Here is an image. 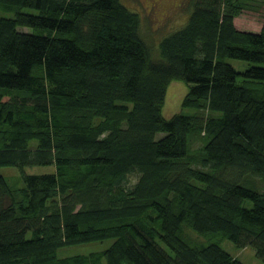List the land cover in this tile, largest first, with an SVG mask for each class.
<instances>
[{
  "label": "trees",
  "instance_id": "obj_1",
  "mask_svg": "<svg viewBox=\"0 0 264 264\" xmlns=\"http://www.w3.org/2000/svg\"><path fill=\"white\" fill-rule=\"evenodd\" d=\"M249 1L188 0L154 54L122 0H0V168L23 182L0 171V264H246L225 240L264 264V23L235 21L264 10ZM173 79L191 112L166 117Z\"/></svg>",
  "mask_w": 264,
  "mask_h": 264
},
{
  "label": "rangeland",
  "instance_id": "obj_2",
  "mask_svg": "<svg viewBox=\"0 0 264 264\" xmlns=\"http://www.w3.org/2000/svg\"><path fill=\"white\" fill-rule=\"evenodd\" d=\"M130 9L138 11L143 18L142 32L144 38L151 46L154 54L157 53L158 41L171 31L180 28L188 20V9L186 5L188 0H122ZM255 0H250L252 3ZM259 1V0H258ZM249 3V4H250ZM236 24L241 29L260 30L264 23V10L257 11L251 5H247L241 13L235 18ZM236 67H243L247 62H241L237 59H231ZM189 91V85L180 79H173L169 82L166 93V100L163 113L170 117L174 113L184 111L191 112L189 108H184L182 102ZM0 171L7 177L10 184L17 190L23 185L21 172L18 167L5 166ZM26 171L32 173L54 172V165H36L26 167ZM137 180L136 175L127 177L125 185L132 186ZM193 238L204 240L205 236L188 229ZM110 240L96 241L86 244L63 247L58 250L59 256H67L79 253H89L94 250H102L110 245ZM225 245V246H224ZM223 246L229 249L236 257H239L246 264H262V260L257 256L253 246L238 248L230 240H225ZM102 264H107L103 260Z\"/></svg>",
  "mask_w": 264,
  "mask_h": 264
}]
</instances>
